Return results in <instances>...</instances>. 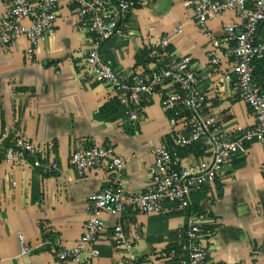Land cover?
Wrapping results in <instances>:
<instances>
[{
	"label": "crops",
	"instance_id": "1",
	"mask_svg": "<svg viewBox=\"0 0 264 264\" xmlns=\"http://www.w3.org/2000/svg\"><path fill=\"white\" fill-rule=\"evenodd\" d=\"M7 7L8 2L0 0V16ZM233 19L228 11L209 20L208 35L186 0L139 3L102 44L101 54L117 72L149 71L159 64L161 37L170 36L165 57L191 59L199 76L195 90L205 95L204 114L216 116L217 124L226 130L247 127L255 122L254 115L223 78L231 59L223 57L215 64L207 57L212 38H221L224 25ZM90 39L87 17H80L75 5L61 0L51 34L30 54L24 36L0 46V129L19 130L26 140L44 145L62 165L59 173L40 172L28 161L5 160L0 149V264H73L59 262L54 248L75 244L92 195L111 180L103 165L76 173L68 159L77 142L110 145L123 156L121 185L133 193L149 181L154 149L171 143L175 127L169 125L162 105L164 89L151 94L132 122L110 86L82 78ZM253 77L264 89V59L255 61ZM180 152L187 166L206 156L198 148ZM261 160V145L246 143L244 151L222 165L213 182L190 194L184 211L101 213L106 227L83 252V260L124 264L125 254L111 239L112 227L120 224L127 236L134 231L140 234L132 250L138 264H173L166 252L173 246L176 229L201 213L197 238L208 250L204 264H264ZM18 233L32 248L27 254L19 253ZM91 246L99 251L95 257L90 255Z\"/></svg>",
	"mask_w": 264,
	"mask_h": 264
},
{
	"label": "built area",
	"instance_id": "2",
	"mask_svg": "<svg viewBox=\"0 0 264 264\" xmlns=\"http://www.w3.org/2000/svg\"><path fill=\"white\" fill-rule=\"evenodd\" d=\"M5 1L8 7L0 16V46L5 47L17 37L24 36L29 43L27 52L30 54L51 34L56 7L61 0ZM64 1L75 5L77 14L88 19L91 39L85 53L82 78L110 86L118 103L123 105L127 120L132 122L138 119L143 103L151 94L159 88L164 89L162 105L168 114L169 125L175 128L171 143L154 149L149 181L137 193L122 188L124 158L112 146L77 142L68 159L76 173L82 175L103 165L111 180L92 195L83 231L75 244L54 248V256L59 262L89 264L82 255L106 227L100 216L103 212L121 213L130 209L149 214L186 210L190 194L213 182L222 165L231 161L233 155L244 151L246 143L258 142L261 145L260 171L264 184V89L253 77L255 61L264 59V40L257 38L258 27L264 20V0H186L192 7L196 22L208 35L209 20L228 11L234 15V19L224 25L222 37L212 38L207 51L212 63H219L223 57L231 59L223 78L254 115L252 125H236L232 130L220 127L216 116L204 114L205 95L195 90L199 76L191 59L165 57L170 36L161 37L157 53L159 64L149 71L117 72L101 54L102 44L125 24L133 9L139 3L151 0ZM24 19L28 24L23 23ZM179 31L177 29L176 33ZM178 124L180 126L177 127ZM185 147L198 148L206 156L192 166L184 165L180 149ZM0 149L7 161H28L40 172L62 171V165L48 154L44 145L26 140L17 129H0ZM203 217L200 213L176 229L173 246L166 252V257L173 264H204L206 261L208 250L197 238ZM139 238L137 231L132 237L127 236L120 224L112 227L111 239L114 246L125 254L124 264H138L132 250ZM17 240L20 254L32 250L21 233L17 234ZM89 252L93 257L99 253L94 246Z\"/></svg>",
	"mask_w": 264,
	"mask_h": 264
},
{
	"label": "trees",
	"instance_id": "3",
	"mask_svg": "<svg viewBox=\"0 0 264 264\" xmlns=\"http://www.w3.org/2000/svg\"><path fill=\"white\" fill-rule=\"evenodd\" d=\"M258 34H260V39L264 40V20L260 23L258 27ZM188 149H191L192 147H187Z\"/></svg>",
	"mask_w": 264,
	"mask_h": 264
}]
</instances>
